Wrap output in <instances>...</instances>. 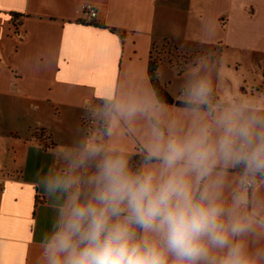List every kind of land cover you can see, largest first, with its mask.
<instances>
[{"label":"crops","instance_id":"0c3cea01","mask_svg":"<svg viewBox=\"0 0 264 264\" xmlns=\"http://www.w3.org/2000/svg\"><path fill=\"white\" fill-rule=\"evenodd\" d=\"M190 77L214 103L264 112V0H0V264H40L56 201L36 180L64 166L62 146L141 161L144 122L109 136L108 96L155 93L154 81L175 109Z\"/></svg>","mask_w":264,"mask_h":264},{"label":"clouds","instance_id":"9594fccd","mask_svg":"<svg viewBox=\"0 0 264 264\" xmlns=\"http://www.w3.org/2000/svg\"><path fill=\"white\" fill-rule=\"evenodd\" d=\"M111 136L143 121L138 164L84 140L62 146V168L36 183L55 216L40 264H264V112L214 103L190 77L173 109L154 92L105 99Z\"/></svg>","mask_w":264,"mask_h":264},{"label":"built area","instance_id":"2783aa9c","mask_svg":"<svg viewBox=\"0 0 264 264\" xmlns=\"http://www.w3.org/2000/svg\"><path fill=\"white\" fill-rule=\"evenodd\" d=\"M81 11L83 12L86 18L91 19V20L95 19L97 15L96 9L92 7L91 5H83L81 7ZM0 191H3L1 179H0Z\"/></svg>","mask_w":264,"mask_h":264},{"label":"trees","instance_id":"16d2710c","mask_svg":"<svg viewBox=\"0 0 264 264\" xmlns=\"http://www.w3.org/2000/svg\"><path fill=\"white\" fill-rule=\"evenodd\" d=\"M155 75V74H154ZM151 78H154V76H152ZM152 85H153V88L155 90V93H156V96L161 100V101H167L168 103L169 102V99L167 97V95L159 88V86L157 85L156 82L152 81ZM44 136L42 135V132H39V136L38 138L39 139H42ZM49 140V138H46Z\"/></svg>","mask_w":264,"mask_h":264}]
</instances>
